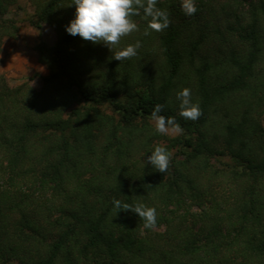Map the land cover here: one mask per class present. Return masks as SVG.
Segmentation results:
<instances>
[{
	"label": "trees",
	"instance_id": "1",
	"mask_svg": "<svg viewBox=\"0 0 264 264\" xmlns=\"http://www.w3.org/2000/svg\"><path fill=\"white\" fill-rule=\"evenodd\" d=\"M72 3L0 0V53L19 13L56 35L33 46L39 89L0 75V264H264V0H195L191 17L157 0L169 27L145 35L138 9L110 48L65 32ZM156 105L182 133L156 131ZM157 146L163 173L147 163Z\"/></svg>",
	"mask_w": 264,
	"mask_h": 264
},
{
	"label": "clouds",
	"instance_id": "2",
	"mask_svg": "<svg viewBox=\"0 0 264 264\" xmlns=\"http://www.w3.org/2000/svg\"><path fill=\"white\" fill-rule=\"evenodd\" d=\"M157 0H73L71 6L75 7L74 17L65 26V32L71 36H79L93 44L102 43L110 48L119 43L121 37L137 30V25L131 20L137 14L138 9H143L144 17L148 19L145 35L149 30L162 31L169 27L168 14L156 7ZM182 11L188 17L197 12L195 0H183ZM140 47L139 41L134 45H128L117 51L113 57L116 61H122L134 57ZM177 99L180 101V116L185 119L197 120L201 111L198 104L191 102L190 89L181 90ZM162 105H156L151 113L155 122L156 131L159 133H182V128L176 123L175 118H165L159 115ZM147 163L163 173L169 165V154L164 147L157 146L147 157ZM115 206L120 207V202L115 201ZM128 210V206H124ZM134 213L143 220L145 229L155 227L157 213L155 208L137 205Z\"/></svg>",
	"mask_w": 264,
	"mask_h": 264
},
{
	"label": "rangeland",
	"instance_id": "3",
	"mask_svg": "<svg viewBox=\"0 0 264 264\" xmlns=\"http://www.w3.org/2000/svg\"><path fill=\"white\" fill-rule=\"evenodd\" d=\"M27 13L31 8L22 2ZM19 36L15 41H6L0 53V75L4 76L10 86H16L28 82L34 89L41 87V76H46L48 70L37 61V55L33 50L35 43L41 39L48 45L55 42L56 35L48 25H42L40 31L29 26L22 19L24 13H19ZM174 133L171 132V135Z\"/></svg>",
	"mask_w": 264,
	"mask_h": 264
}]
</instances>
